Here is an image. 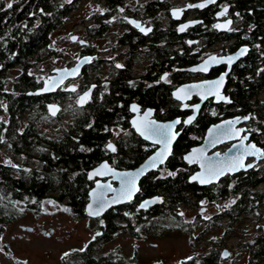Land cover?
I'll list each match as a JSON object with an SVG mask.
<instances>
[{
    "label": "flooded vegetation",
    "instance_id": "af4514ba",
    "mask_svg": "<svg viewBox=\"0 0 264 264\" xmlns=\"http://www.w3.org/2000/svg\"><path fill=\"white\" fill-rule=\"evenodd\" d=\"M239 1L215 0V2L210 3L209 0H77L75 6L70 8L71 11L66 18L81 10L84 13L87 10L90 12L89 16L74 21L75 28L67 34L68 39L75 45V49L72 53L62 51L61 57L64 58L67 55L71 57V60H68L63 66L74 65L82 58L88 57L89 59L75 76L66 79L53 92V94L59 93V95L51 101H47L46 110L49 102L60 104L59 113L55 116L50 115L52 122L55 123L61 121L63 114H65L64 108L70 105L81 111L96 105L98 108H104L107 111L119 112L113 123L112 134L107 137L101 147L102 157L89 170H86L88 191L99 179L102 181L109 180L112 187L119 183L112 179L113 174L103 177H89L90 169L101 161L108 162L110 168L114 170L133 169L158 148V144L138 134L131 122L135 116L142 118L141 121L143 122L151 120L163 122L180 117L181 122L176 128V132H181H179L180 134L174 144L176 145L178 140L183 137L186 141L192 140L194 122L207 111L232 107V96L234 91L238 89L240 74L249 64L250 68L247 71L250 74H247V77H251V75L254 76L251 78L264 77V45L260 40L262 35H258L257 20L251 14L252 10L241 7ZM86 2L89 4L85 6ZM93 4L96 5L95 8ZM189 5L205 6L189 7ZM225 8H227V12L221 15ZM64 21L59 27L65 25ZM137 21L140 27H136ZM216 25H220V27H216ZM183 26L187 27L184 31H180ZM140 28H144L145 32L140 31ZM72 35L77 36L73 41L70 39ZM242 48L247 49V51L237 61L231 64L225 61ZM208 57L212 58V64L206 67L205 71L189 69V67L200 64ZM255 60L258 63H255ZM224 73L227 75L222 93L230 97V101L215 103L213 98H209L201 106L197 118L185 126L184 119L193 112L191 106L199 103L201 99L194 95L185 101H181L172 95L173 91L181 84L213 80V78ZM41 75L44 78L49 73H42ZM69 86H72V89H67ZM88 90H90L89 96L86 97L83 104H78V98ZM260 91L264 93V85ZM147 112H150L149 116H146ZM234 115L240 114L223 116L218 120L208 122L202 130L200 141L196 144L203 140L205 131L210 124ZM3 116L8 117V113L5 112ZM68 116L70 117L69 113ZM26 117L27 115L24 114L23 121L18 126L20 132L18 136L3 134L11 123L9 119L0 121V127L3 129L0 135V169L7 171V174L16 179L23 188L34 183L39 184L49 165L45 153L32 151L28 146H23V140L33 138L32 135H25V138L21 136L24 131L28 132L27 126L30 121ZM241 125L245 127L243 135L250 132V139L254 140L250 120ZM41 130H44V126ZM53 138L61 139L54 136L45 137V139ZM109 144H112L111 147ZM194 145H190L189 148ZM229 145L230 142L222 143L216 146L213 151L220 150L223 152ZM189 148L178 153L177 162L173 165L170 163V158L175 155L174 146L164 163L153 171L146 172L141 178L138 185L139 190L130 201L112 206L98 217L88 216L85 212V216L80 219L94 221L95 225H93V235L88 238L83 246L91 242L95 245L101 243L102 246L96 252L99 251L100 254L107 256L114 263L165 264L159 258H151L144 262L138 250L139 242H132L133 248L130 250L119 245L118 249L116 248L118 252L113 251V249H104V246L115 240L117 236H126V238L139 241V238L144 239L155 235L156 232H154L152 223L155 219H159L158 215L155 214L160 212L158 206L163 202V198L160 203L153 206L139 208L140 202L145 198L140 195L141 183L147 176L161 177L168 174L177 176L178 173L186 174L187 180L190 182L189 176L199 167L197 162L188 163L182 158ZM134 149H139L140 152L133 153ZM131 158H134L135 161L128 162L127 159ZM253 160L254 158H249L248 162ZM260 161L264 160H259L255 165ZM240 172L226 174L216 183L206 185L192 183L199 187L209 186L219 183L226 176H235ZM2 175L3 173L0 176ZM0 194L3 193L0 191ZM154 195L162 197L157 193ZM154 195L146 197H154ZM33 197L27 193L23 197H17L12 192L8 194L7 198L4 197V194L2 195V198L13 206V210L10 219L0 220V254L8 260L7 263H1L0 260V264H32V259L28 255L27 242L31 239V235L44 238L55 235L53 229L47 231L43 228V223H39V221L35 225L19 223V229H21L19 233L7 234L9 226H14L22 218L21 214L32 212L35 214L34 216H42L46 212H53L43 208L42 201L50 202L51 208L65 213V209H63L65 202H51L47 199L48 194L39 200L36 197L33 199ZM69 203L72 205L71 202ZM33 206L36 208L34 209ZM211 206L220 211L218 206L209 204L207 199L201 200L194 206L199 209V213L193 215L191 221L197 219L206 223V229L209 230L206 233L212 234L218 230L222 234L225 227L219 226L216 229L208 227L210 221L215 219L214 215L217 211L208 216L203 215ZM111 216L113 219L109 222ZM227 221L231 222L230 220ZM221 249L223 247L220 248V252ZM81 251H86V249L82 250L80 246H76L62 252L58 258V264H80Z\"/></svg>",
    "mask_w": 264,
    "mask_h": 264
},
{
    "label": "trees",
    "instance_id": "16d2710c",
    "mask_svg": "<svg viewBox=\"0 0 264 264\" xmlns=\"http://www.w3.org/2000/svg\"><path fill=\"white\" fill-rule=\"evenodd\" d=\"M76 1L0 0V121L9 119L11 123L3 134L20 135L18 126L26 114V119L30 121L28 132L24 131L21 136L25 138V135H32L33 138L23 140V146L45 153L49 164L39 184L34 183L26 188L20 186L7 171L0 169V175L3 173L0 176V191L5 198L10 192L17 197H23L27 193L38 200L48 194L55 197L57 202L66 200L68 207L65 206V211H71L76 217L82 218L85 216L84 207L88 197L86 170L102 157L101 147L112 134L113 123L119 112L107 111L96 105L81 111L70 105L66 111L70 115L69 120L55 124L47 113L46 103L56 98L59 93L28 94V91L42 85L43 61L63 55L52 35L69 15L70 8L75 6ZM239 2L241 7L252 10L251 14L257 20L258 35H262L260 40L264 45V0ZM8 4H12V8H8ZM256 58L259 60L257 55ZM255 63H258L257 60ZM249 68L250 64L240 74L238 89L232 96V109L222 107L207 111L197 118L192 128V140L186 141L184 137L178 140L174 145L175 155L170 158V163L174 165L178 153L200 141L202 130L208 122L233 114L250 115L253 139L264 148V97H261L263 91H260L264 85V77H247V74H250L247 71ZM5 112L8 117L3 116ZM2 130L0 127V135ZM52 136L61 139H45ZM134 150L133 153L140 152L139 149ZM127 161L135 160L131 158ZM154 193L162 195L163 198V202L158 206L160 212L155 214L159 219L152 223L155 235L182 227L188 231L203 227L202 232H208L206 223L201 220L183 221L180 208L186 205L193 208L203 199L220 208L214 215L215 219L208 224V227L213 229L225 227L220 239L217 240L213 234L206 233L209 234V249L177 263L219 264L220 248L227 245V240L235 235V225L241 224L243 219L257 221L264 218V161L248 170L242 169L235 176H226L217 184L204 187L188 182L186 174L147 176L141 183L140 195L146 197ZM2 195L0 194V220L10 219L13 206L4 200ZM112 219L111 216L109 222ZM191 238L193 239L192 235ZM101 246V243L95 245L93 242L82 246L81 249L86 251L80 252V264H119L99 251L96 252ZM238 246L248 251L247 264H264V226L258 225L253 238L240 241Z\"/></svg>",
    "mask_w": 264,
    "mask_h": 264
},
{
    "label": "water",
    "instance_id": "95a60500",
    "mask_svg": "<svg viewBox=\"0 0 264 264\" xmlns=\"http://www.w3.org/2000/svg\"><path fill=\"white\" fill-rule=\"evenodd\" d=\"M135 23V22H134ZM139 25L137 21L135 23ZM77 38L76 35H72L70 39L73 41ZM243 49V48H242ZM241 49V50H242ZM241 50H239L234 55L228 57L229 64L237 61L243 55H240ZM229 58H232L229 61ZM88 57L79 59L80 61L71 66H62L52 69L49 75L43 78L42 85L35 90L28 91V94L39 95V94H49L55 92L60 85L68 78H71L77 74L82 68V66L88 61ZM212 58L208 57L200 64H196L192 67H189L192 71H205L206 67H209L212 64ZM226 75L221 74L220 76L209 79L201 80L197 82L184 83L179 85L174 91L173 96L181 101H185L192 96H198L201 101L193 106V112L184 119V125L188 126L194 121L195 118L199 115L201 106L209 99L213 98L215 103L224 101H230V97L225 95L223 92L224 84L226 82ZM221 77L223 80L221 81ZM46 89H49L46 91ZM67 89H72V86H69ZM90 90L84 92L80 98H78V104L81 103V97L89 96ZM87 94V96H86ZM84 100V101H85ZM61 110L60 104L56 102H49L47 106V113L52 116H55ZM55 111V115H53ZM150 112L146 113V116H149ZM250 115H234L231 117L222 118L219 121L212 123L208 126L203 140L199 144H195L190 147L189 150L184 154L182 158L188 163H198V170H195L190 176L189 181L198 183L199 185H206L211 183L218 182L226 174H234L243 170H248L255 166V164L264 159V155H252L249 154L246 150H251V152H264V148L256 143L254 140L250 139V132H246L243 135V129L245 128L241 124L250 120ZM189 118L191 122H189ZM180 117H177L173 120L158 122L155 120L143 122L142 118H137L136 116L132 119L133 126L139 135H142L141 132H145L151 142L158 144V148L141 164L133 169L128 170H114L110 168L108 162L101 161L94 168L90 169L89 177H103L113 174L112 179L118 181V185L112 187L110 181H102L101 179L95 182V185L91 187L88 191V200L85 205V214L91 217H98L103 215V213L108 210V208L130 201L134 198L135 194L139 190V182L141 178L146 174V172L153 171L160 164L164 163L167 158L170 156L173 145L175 144L179 132H176L177 126L180 124ZM179 121V123H176ZM166 125H172L170 128H165ZM241 126V127H240ZM138 128L140 129L138 131ZM149 128L154 130L149 131ZM145 137V135H142ZM230 142V145L222 152L220 150H214V148L222 143ZM112 144H109V146ZM252 146H255L254 148ZM249 158H254L253 161L248 162ZM251 165V167H249ZM210 169L212 171H210ZM215 171L216 174L213 175L212 172ZM197 177V179H193ZM131 191V195L127 193ZM110 194V195H109ZM116 200L118 202L113 203ZM162 200L161 196L154 195L150 197H145L139 204V208H148L157 203H160ZM148 202L145 207H141L142 204ZM99 212L98 215L94 214ZM92 213V214H90ZM228 249H224L222 252V257H228Z\"/></svg>",
    "mask_w": 264,
    "mask_h": 264
},
{
    "label": "rangeland",
    "instance_id": "374dc122",
    "mask_svg": "<svg viewBox=\"0 0 264 264\" xmlns=\"http://www.w3.org/2000/svg\"><path fill=\"white\" fill-rule=\"evenodd\" d=\"M8 1V0H7ZM89 3L86 2L85 6ZM96 6V5H95ZM94 4L93 7L95 8ZM83 7V6H82ZM82 9V8H81ZM89 10L85 13L84 11L72 13L69 18H66L64 23L65 25L59 27L55 30L54 42L61 48L62 51L70 52L75 49V45L68 39V35L75 27L74 24L76 20L82 19L89 16ZM84 13V14H83ZM80 14H82L80 16ZM68 60H71L70 55L58 58H48L46 59L42 66L43 74L51 73L52 69L57 67H62L67 63ZM264 97V93L261 96ZM68 106L65 107L64 116L61 118V121H64L69 118ZM56 124V123H55ZM49 201H57L55 197L48 196ZM45 200V199H44ZM61 201V200H60ZM43 202V208H47L53 212H46L42 216H34L32 212H27L21 214L22 218L16 222L14 226H9L7 234L19 233V223L35 225L37 221L43 223V228L47 231L54 230V234L49 238H44L40 236H32L28 242V248L31 263L32 264H58L59 255L62 252L72 249L73 247L80 246L93 235V230L95 223L94 221H88L87 219H80L69 211L60 212L55 208L50 207V202ZM63 204L68 207L66 200H63ZM63 206V209H65ZM182 220L191 221L193 215L199 213V209L195 207L182 206ZM217 211L214 207H208L207 210L203 213L204 216L211 215ZM248 221L243 219L241 224H237L234 227L235 235L230 237L227 240V245L223 249H228L229 254L227 258H223L220 252V263L219 264H247L248 263V251L238 246L240 241H244L256 234L258 230V225L264 226V218L257 220ZM190 229V228H189ZM203 227H197L188 231L175 228L172 232H167L162 235H151L148 238L141 239L139 241L133 240L131 238H126V236H117L115 240L108 242L104 249H113V251L118 252L117 249L119 245L123 246L124 249L130 250L133 248L132 242H139V252L140 257L143 258L144 262L149 261L151 258L161 259L165 264H177L180 260L187 259L191 256L206 252L209 249L208 239L209 234L206 235ZM221 231L216 230L212 232L216 239H220ZM193 239L191 238V235ZM61 239V240H60ZM156 243V245H154ZM117 248V249H116ZM120 251V250H119ZM122 252V251H121ZM128 252V251H126ZM26 255V254H23ZM1 263H7V259L0 254Z\"/></svg>",
    "mask_w": 264,
    "mask_h": 264
},
{
    "label": "snow or ice",
    "instance_id": "6c2138e0",
    "mask_svg": "<svg viewBox=\"0 0 264 264\" xmlns=\"http://www.w3.org/2000/svg\"><path fill=\"white\" fill-rule=\"evenodd\" d=\"M209 2L211 3V2H215V0H209ZM12 4H8L7 5V7L8 8H12ZM205 5H195V6H193V5H189V7H204ZM121 11H123V9H121ZM227 12V8H225L224 9V12H222L221 13V15H223V14H225ZM230 23V22H229ZM136 27H140L139 25H136ZM185 27H187V26H183V27H181L180 28V31H184L185 30ZM216 27H220V25H216ZM140 31H142V32H145V29L144 28H140ZM148 31H151V29H148ZM246 51H247V49H242L241 50V52H240V55H244L245 53H246ZM213 59H215V58H213ZM232 58H229V61L231 60ZM117 67H120V65H117ZM223 80V77H221V81ZM47 90H49V89H46V91ZM86 96H87V94H86ZM84 100H85V97H81V103H83L84 102ZM53 115H55V111H53ZM191 119L192 118H189V122H191ZM176 123H179V121H177ZM165 128H170V127H172V125H166V126H164ZM140 129L138 128V131H139ZM149 131L150 132H152V131H154V130H152V129H150L149 128ZM141 134L142 135H145V138H148V136H147V134L145 133V132H141ZM110 147H111V145H110ZM253 148L255 147V146H252ZM113 151H115V149L113 148ZM249 154H252V155H257V154H259V155H264V152H260L259 150H257V152H251V150L249 149V150H246ZM249 167H251V165H249ZM210 171H212L211 169H210ZM212 174L213 175H216V174H222V173H216L215 171H213L212 172ZM193 179H197V177H193ZM127 195H131V191H129L128 193H127ZM115 202H118V201H116V200H114L113 201V203H115ZM148 202H145V204H142L141 205V207H145L146 206V204H147ZM90 214H92V213H90ZM94 214H96V215H98L99 214V212H96V213H94Z\"/></svg>",
    "mask_w": 264,
    "mask_h": 264
}]
</instances>
